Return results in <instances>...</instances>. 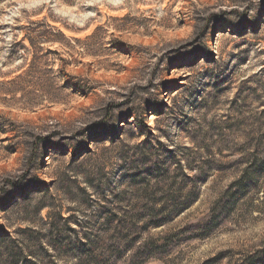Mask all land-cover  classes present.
<instances>
[{"label":"rangeland","instance_id":"1","mask_svg":"<svg viewBox=\"0 0 264 264\" xmlns=\"http://www.w3.org/2000/svg\"><path fill=\"white\" fill-rule=\"evenodd\" d=\"M0 264H264V0H0Z\"/></svg>","mask_w":264,"mask_h":264},{"label":"trees","instance_id":"2","mask_svg":"<svg viewBox=\"0 0 264 264\" xmlns=\"http://www.w3.org/2000/svg\"><path fill=\"white\" fill-rule=\"evenodd\" d=\"M27 29H30V28H27ZM24 38H28L29 44H30L31 47L35 46V42L31 38H29L28 35L24 36ZM10 47H14V46H10Z\"/></svg>","mask_w":264,"mask_h":264}]
</instances>
